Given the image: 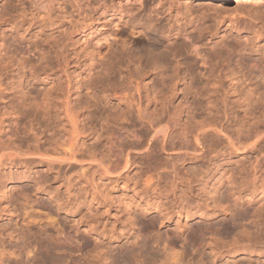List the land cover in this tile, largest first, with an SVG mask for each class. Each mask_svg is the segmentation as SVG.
<instances>
[{"label": "rangeland", "instance_id": "374dc122", "mask_svg": "<svg viewBox=\"0 0 264 264\" xmlns=\"http://www.w3.org/2000/svg\"><path fill=\"white\" fill-rule=\"evenodd\" d=\"M80 5L0 0V264H264V0Z\"/></svg>", "mask_w": 264, "mask_h": 264}, {"label": "bare ground", "instance_id": "6f19581e", "mask_svg": "<svg viewBox=\"0 0 264 264\" xmlns=\"http://www.w3.org/2000/svg\"><path fill=\"white\" fill-rule=\"evenodd\" d=\"M32 1H33L34 4L38 5V7L42 8V9H46V8H48V6L54 0H32ZM80 2H81V0H72V4L75 7H77V8H81ZM95 10H97V9H95ZM139 85L140 84H135V88H133L134 91L132 93L124 94L123 96L121 95L122 97L120 98V100L125 99L126 103L129 104V106L133 107L134 112H136V115H137L138 118H140L141 116L143 118H146L147 123H146L145 130L147 132H149V133L153 132V134L156 135V137L160 138V141H161V139L163 141L165 139V137L169 135V132H171V130L176 127V125L178 123V117L175 116V115L173 116L174 113L170 114L169 107L167 106V103L169 104V102H167L168 100L165 97V95L163 96L162 94H161L162 95V98H160L161 100H159V103L157 101L158 109L154 112L155 114L153 116L147 115L146 114L147 113V107L150 104V100L148 99V96L147 95H144L143 96L139 92V88H138ZM47 88L48 89L43 94L42 98L40 100H38V101H40L42 103L44 102L45 104H47L48 96H49V87H47ZM172 88H174V87H171L170 89H172ZM156 92H158V91H156ZM153 94H157V93H153ZM155 100H156V98H155ZM34 103H36V101L33 102V104ZM38 103L37 104H34V106L35 105H38L39 106V104H41V103H39V104ZM64 103H65V105H64L63 115H64V118H65V122L68 125V131H67L68 134H67V136L68 135L69 136L66 139V141L68 142V144H67L66 147H64L63 153H64V157L66 159L65 161L69 163L71 161H73V162L76 161V152H77V145H78L77 144V142H78L77 141V138L79 136V132H78V128H79L78 127V123L79 122H78V117H76L72 113V110H71V107H70V103L68 101H66ZM42 106H43V104H42ZM169 106H170V104H169ZM1 108L4 109L5 112H2V113L0 112V139L3 136L6 137V135H7V130H6L7 128L4 127L5 122H6L5 121L6 118L12 119L13 122H15V120H16V118L18 116L23 115V113L21 112V109H20V106L19 105H16L15 107H10L9 109H6L5 108V105H2ZM173 110L174 109H172V111ZM23 118H25V120L27 119V121H26L27 123H29V124L32 123L31 116L24 115ZM163 122L166 123V125L163 124L166 128L165 127H161V124ZM219 132H221V131L219 130ZM199 133L194 138V140H195L196 143H199L200 141H202V139L206 135L204 131L203 132L201 131ZM131 135H132V138H134V139L137 138V135L135 133H131ZM66 143L64 142L65 145H66ZM147 149H149V148H147ZM60 151H62V150H60ZM121 154H122L121 151L117 150V155L115 156L116 157V160L119 159V156ZM125 159H126L125 161H127L128 155H126ZM7 189H9V188H7V186H6V188L2 191V193H1V197L2 198L4 197L5 192L7 191ZM126 207H128V204L126 205Z\"/></svg>", "mask_w": 264, "mask_h": 264}]
</instances>
